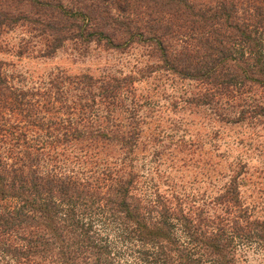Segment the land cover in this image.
Masks as SVG:
<instances>
[{"label":"trees","instance_id":"obj_1","mask_svg":"<svg viewBox=\"0 0 264 264\" xmlns=\"http://www.w3.org/2000/svg\"><path fill=\"white\" fill-rule=\"evenodd\" d=\"M15 27L17 56L37 42L41 57L64 41L82 51L140 47L139 77L194 81L188 100L236 109L229 122L264 114V98L251 95L264 94V0H0V33ZM5 64L0 264H238L246 249L264 252V219L241 205L234 178L212 215L143 184L135 76L59 70L20 86Z\"/></svg>","mask_w":264,"mask_h":264},{"label":"rangeland","instance_id":"obj_2","mask_svg":"<svg viewBox=\"0 0 264 264\" xmlns=\"http://www.w3.org/2000/svg\"><path fill=\"white\" fill-rule=\"evenodd\" d=\"M21 35L19 27L0 33L7 49L0 50V60L16 85L39 84L59 70L70 75L90 72L95 77L104 72L135 76L132 85L140 104L142 131L134 164L145 186L183 195L191 208L201 207L212 215L220 210L217 195L234 178L241 205L250 217L264 219V114L253 111L229 122L237 116L236 109L219 110L189 101L199 89L196 82L161 71L139 77L136 69L146 59L140 47L117 53L90 43L82 51L64 41L52 56L41 57L37 42L28 53L17 56L14 49ZM251 95L257 101L264 98L258 87ZM238 264H264V252L246 249L239 253Z\"/></svg>","mask_w":264,"mask_h":264}]
</instances>
